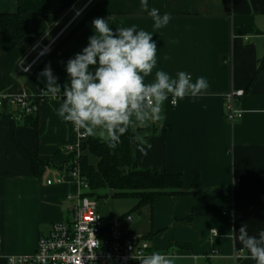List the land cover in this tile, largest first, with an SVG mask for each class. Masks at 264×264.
Listing matches in <instances>:
<instances>
[{
	"label": "crops",
	"instance_id": "obj_1",
	"mask_svg": "<svg viewBox=\"0 0 264 264\" xmlns=\"http://www.w3.org/2000/svg\"><path fill=\"white\" fill-rule=\"evenodd\" d=\"M148 5L170 14L166 27L153 28L141 0H49L47 14L21 44L0 47V93L33 95L46 88L41 72L49 64L63 87L65 65L87 45L95 18H108L114 32L136 25L153 33L157 66L145 83L157 70L173 78L184 71L192 82L205 77L209 87L203 95L178 99L176 106L169 96L163 105L166 119L151 122L139 136L151 147L136 138L131 146L140 169L180 175L184 191L195 193L161 197L139 211L135 200H118L134 204L121 209L111 202L103 218L132 216L126 228L142 235L154 251L171 256L173 264H256L238 229L246 225L249 235L264 230V72L254 81L264 58V0H148ZM17 9L18 0H0V14ZM43 46L50 48L43 53ZM20 63L32 65L30 71ZM234 91L245 95L238 99L243 115L231 123L225 99ZM61 103H40L36 127L25 118L14 123L17 111L0 108V264L34 254L40 237L54 224L71 222L72 207L79 203L80 187L68 172L66 149L80 142L55 111ZM12 125L15 139L47 165L35 170L22 156ZM89 161L98 163L92 156ZM221 206L231 207L232 214L187 220L194 208Z\"/></svg>",
	"mask_w": 264,
	"mask_h": 264
},
{
	"label": "clouds",
	"instance_id": "obj_2",
	"mask_svg": "<svg viewBox=\"0 0 264 264\" xmlns=\"http://www.w3.org/2000/svg\"><path fill=\"white\" fill-rule=\"evenodd\" d=\"M141 10L152 18L153 28L157 30L166 27L172 19L168 13L161 15L155 7L149 9L148 0H141ZM107 20L93 19V34L88 37L87 45L65 65L68 80L63 87L50 64L41 76L46 79V94L54 98L62 94V103L55 111L63 122L115 149L130 128L163 122L166 119L163 105L169 96L176 103L189 95H203L209 84L203 76L192 82L191 75L184 71L173 78L163 70H157L154 80L145 83L157 66L153 33L138 30L136 25L118 27L114 32ZM136 139L147 144L139 136ZM238 232L249 258L256 264H264V230L249 235L247 226L241 224ZM131 258L139 264H173L171 256L159 251Z\"/></svg>",
	"mask_w": 264,
	"mask_h": 264
},
{
	"label": "built area",
	"instance_id": "obj_3",
	"mask_svg": "<svg viewBox=\"0 0 264 264\" xmlns=\"http://www.w3.org/2000/svg\"><path fill=\"white\" fill-rule=\"evenodd\" d=\"M49 48L50 46H43V53ZM31 67L32 65L23 67V63L19 64V68L26 73ZM45 89L41 88L33 95L8 96L0 93V108L15 109L17 113L14 119L19 121L25 116L36 115L40 103L62 102V94L61 97L54 98L46 94ZM244 95V91H234L225 99V114L231 123L243 115L238 108V99ZM171 104L176 106L177 102ZM74 132L80 143L66 149L67 152H77L74 167L69 174L80 187L79 203L72 207V221L52 225L49 234L40 237L34 254L11 256L7 260L8 264H139V261L131 257L154 252L148 240L126 228V225L133 222L132 216L106 222L99 211L98 203L87 196L89 186L81 177L78 157L83 155L81 143L88 136L75 129ZM62 182L63 179L57 180V184ZM48 184L52 185L53 182L49 181Z\"/></svg>",
	"mask_w": 264,
	"mask_h": 264
},
{
	"label": "trees",
	"instance_id": "obj_4",
	"mask_svg": "<svg viewBox=\"0 0 264 264\" xmlns=\"http://www.w3.org/2000/svg\"><path fill=\"white\" fill-rule=\"evenodd\" d=\"M48 7L49 0H18L16 13L0 14V47H16L21 44L39 20L47 14ZM262 72H264V58L259 63L254 81ZM24 118L27 125L37 126V114ZM11 120L15 123L14 118ZM13 127L14 125H12V138L22 156L32 164L35 170L47 165L15 139ZM149 130L147 127L136 130L130 128L121 137V142L115 149H110L107 143L90 136L81 143V151L88 152V155L78 157L81 177L89 186L87 196L96 201L108 198L109 192H112V198L115 200H135L137 205L134 211H139L146 206L153 207L154 202L161 197H179L195 193L184 191V181L180 175L155 173L139 168L131 142ZM89 156L98 160L96 166L90 163ZM76 157L77 152L67 153L68 172L73 169ZM231 214L232 209L227 206L194 208L187 220L199 216Z\"/></svg>",
	"mask_w": 264,
	"mask_h": 264
},
{
	"label": "rangeland",
	"instance_id": "obj_5",
	"mask_svg": "<svg viewBox=\"0 0 264 264\" xmlns=\"http://www.w3.org/2000/svg\"><path fill=\"white\" fill-rule=\"evenodd\" d=\"M93 200V199H92ZM99 206V211L100 213L103 214L105 213V210L110 211V208H113V205L110 206V203L113 202L115 203V207L119 205L121 209H125L131 205L134 204L133 201H118L112 198V195H109L108 198H104L102 200H96ZM118 208V207H117Z\"/></svg>",
	"mask_w": 264,
	"mask_h": 264
}]
</instances>
